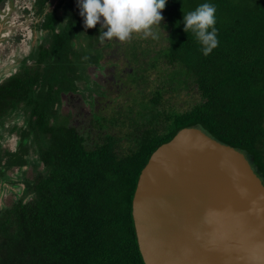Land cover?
<instances>
[{"label": "trees", "instance_id": "trees-1", "mask_svg": "<svg viewBox=\"0 0 264 264\" xmlns=\"http://www.w3.org/2000/svg\"><path fill=\"white\" fill-rule=\"evenodd\" d=\"M61 2L68 12L76 6ZM203 2L168 0L165 44L151 65L160 85L151 100L135 101L142 110L130 106L135 117L116 109L101 115L95 142L61 113L60 124L51 121L59 94L77 91V80L91 81L82 63L100 58L84 59L86 49L74 47L79 9L67 13L59 49L55 43L40 53L43 67L24 66L0 87V116L4 107L32 114L21 153L5 152L0 160L5 172L29 167L22 195L0 209V264H145L133 218L138 181L153 153L184 128H199L245 154L264 183V0H209L219 44L208 56L181 23ZM135 76L144 90L147 75ZM182 92L196 99L178 106L165 98L180 100Z\"/></svg>", "mask_w": 264, "mask_h": 264}, {"label": "water", "instance_id": "water-1", "mask_svg": "<svg viewBox=\"0 0 264 264\" xmlns=\"http://www.w3.org/2000/svg\"><path fill=\"white\" fill-rule=\"evenodd\" d=\"M133 218L145 264H264V183L245 154L199 128L153 153Z\"/></svg>", "mask_w": 264, "mask_h": 264}, {"label": "flooded vegetation", "instance_id": "flooded-vegetation-1", "mask_svg": "<svg viewBox=\"0 0 264 264\" xmlns=\"http://www.w3.org/2000/svg\"><path fill=\"white\" fill-rule=\"evenodd\" d=\"M52 3L53 0H6L1 5L0 48L4 46V50L1 53L4 55L6 52L11 53L13 51V57L15 56L18 62L19 60L20 62L15 66L14 72L0 79V87L12 78L13 75L21 71L24 66L31 70L35 66H37L36 68L43 67V63L38 62L41 56L40 53L43 50H50L56 41L58 43V36L63 29L69 26L70 18L67 13L73 14L78 10L76 6H71L68 12L65 9V4L61 0L54 7H52ZM74 22L76 23L73 38L74 47L78 50L80 48L86 49L88 57L85 55L84 59L95 56H100V58L97 64H92L91 62L87 64L86 61L82 63L84 65V69H82L84 76L86 73L91 78V81L85 83L77 80L76 85L78 84V90H70L67 93L59 94V102L55 103L53 107L55 116L51 119L52 123H55L57 120L60 124L61 113L70 127H76L72 124H79V120L78 117L73 119L74 117L71 115L62 114V107L66 97L73 98L72 102L77 101L80 104L83 102L86 107L92 109L96 107L97 103H102L98 99H104L109 96L106 86L114 84L116 79L118 82H123L124 80L125 85H127L126 78H120L121 76L119 75L121 72H125L123 66L120 64L121 54L116 56L115 61H110L108 58L110 56L106 55V49L108 48L115 47L117 50L119 48L122 49L118 44V40L113 38L103 44H98L96 37L99 35V24L95 28L85 29L83 26V18L80 15L76 17ZM104 30L106 31V29ZM57 43L54 47L59 49ZM80 43H82V46ZM123 54L126 55V53ZM102 58L105 61H102ZM135 69L141 70L138 67ZM135 69L131 68L130 74L134 75ZM92 82L94 86L87 89L84 88ZM131 84L128 85L131 86ZM58 89L59 87H57ZM89 89L94 91L91 92ZM111 98L110 100L108 99L109 102H113ZM1 107L4 106L1 104ZM76 115L78 116L79 114L77 113ZM30 116L32 114L29 111L23 110V108L5 111L4 107V114L0 116V160L5 159V152L11 154L21 153L20 148L22 146L24 132H27L26 128L28 127L27 119ZM28 158L29 155L26 156V159ZM2 167L4 165L0 166V209L6 208L9 202L12 201L11 199L16 195H22L25 190V184L22 179L25 176L24 173L29 170L28 166H24L22 168L16 167L5 172V170H2ZM15 189L16 191H14Z\"/></svg>", "mask_w": 264, "mask_h": 264}, {"label": "rangeland", "instance_id": "rangeland-1", "mask_svg": "<svg viewBox=\"0 0 264 264\" xmlns=\"http://www.w3.org/2000/svg\"><path fill=\"white\" fill-rule=\"evenodd\" d=\"M58 2L59 0H53L52 7H54ZM165 22L166 20L163 16V21L161 22L160 25L161 28L163 29ZM164 32L166 36L167 34L166 29H164ZM162 38H164V34L162 32L160 33V38L158 40H153L150 37L145 38L142 34L133 33L132 36L126 41L122 42L118 40V44L120 45V47H122V49L119 48V50H117L115 49V47L106 49L107 52L106 55L110 56L108 57L110 61H115V59L117 58L116 56L121 54L120 64L123 66L125 72L124 73L121 72L119 75L121 76L120 78H126L127 85H125L124 80L123 82L120 81L118 82V80L116 79V82L114 84L112 85L110 84L106 86V89L108 91L107 94L109 96H107L104 99H98L102 102L101 104L99 102L97 103L96 107L89 109L88 107H86V105L83 102H81V104H83L81 105L79 102L77 103V101L72 102L73 98L66 97L64 99L65 103L62 107V114L69 116L71 115L72 117H74L73 119H75V117L76 118L78 117L79 124H72V125H75L79 129V131L85 134L86 137L90 138L91 142H95L98 139L100 131L97 125L99 121H101L100 119L101 115H105V116L111 115L115 112L114 110L116 109V111L121 114H124V112L125 113L128 112L130 115H132V117H135L134 113L131 112V107L135 109V111L133 112H136L137 109L138 111L142 110V107L137 108L138 106H136L135 101H138V103H143L141 101L143 98L146 99V101L151 100V98L153 97L152 91L155 90L157 86L160 85L161 83L160 82L161 79L157 71L155 70L151 71V65L153 63L154 57H156L159 50H161L165 44L162 42ZM81 44L82 43H80V45ZM0 49H1L0 50V79H1L3 76L8 75L11 72H14L15 66L19 64L20 60L18 62L15 56L13 57L14 54L13 51L11 53L6 52L3 55L1 52L4 50V46H1ZM122 52L126 53V55H124ZM133 53H137V58L129 57ZM101 60L105 61L104 58H102ZM136 67H138L141 70L135 69ZM131 68L135 69V73L142 72L147 75V80L149 83H145L144 90H140L142 88L141 86L142 81L139 82L135 74L134 75L130 74ZM85 76L86 78H88V75L86 73ZM130 83H132L133 85L131 86L128 85ZM91 86H94L93 82L86 85L84 88L87 89ZM89 90L91 92L94 91L91 89ZM110 97H112L111 99L113 100V102H109ZM180 97H181L180 100H176V99L173 100L170 97L169 93L165 94V98L168 99L167 101L171 105L176 104L178 106H182L183 104H186L187 102H191L192 100L196 99V97L194 95L192 96L191 93L186 94L185 92H182V95ZM79 100L82 101L81 99ZM77 113L79 114L78 116L76 115ZM113 132H118V130H113ZM14 191H16V189Z\"/></svg>", "mask_w": 264, "mask_h": 264}, {"label": "clouds", "instance_id": "clouds-1", "mask_svg": "<svg viewBox=\"0 0 264 264\" xmlns=\"http://www.w3.org/2000/svg\"><path fill=\"white\" fill-rule=\"evenodd\" d=\"M167 3L168 0H76L84 28L92 29L100 25L96 37L99 44L113 38L123 42L133 33L153 40H158L161 32L165 36L160 25ZM216 11V6L205 0L194 10L183 13V30L195 34L204 56H208L219 44Z\"/></svg>", "mask_w": 264, "mask_h": 264}]
</instances>
